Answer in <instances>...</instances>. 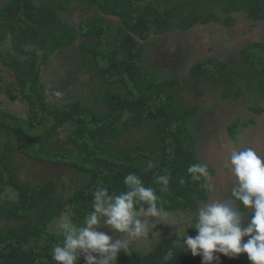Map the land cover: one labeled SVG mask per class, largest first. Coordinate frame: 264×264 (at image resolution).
Segmentation results:
<instances>
[{
	"label": "trees",
	"instance_id": "trees-1",
	"mask_svg": "<svg viewBox=\"0 0 264 264\" xmlns=\"http://www.w3.org/2000/svg\"><path fill=\"white\" fill-rule=\"evenodd\" d=\"M74 4H80L87 12L96 8L101 15L74 25L67 16ZM243 9L253 24L264 21V0L3 3L0 62L15 76L4 90L12 101L26 102L27 114L0 110V264H56L51 250L62 236L49 228L51 222L70 212L74 222L82 224L92 211L96 186L107 187L110 193L124 191V177L129 173L137 174L145 186L153 187L167 210L194 212L199 201L208 198L200 182L193 183L187 173L190 164L202 162L188 121L196 107L181 106L178 94L183 85L178 75L154 73L144 55L145 40L170 31L180 34L208 22L231 26L235 23L233 13ZM106 15L117 18L118 30L111 28ZM9 35L13 44L6 50L2 43L8 42ZM79 36L81 63L91 64L106 83L102 93L105 108L101 111L80 99L53 104L43 90V67L54 53ZM263 53L264 41L254 42L241 49L243 65L209 57L191 66V76L227 88L239 78L248 84L238 85L237 90L241 94L254 91L256 101L264 103ZM221 96L230 97L225 89ZM238 96L241 95L230 98L238 100ZM254 109L261 113L264 108L260 105ZM240 123L243 122L236 118L228 127L229 132H235ZM144 125L151 126L152 140L121 147L125 137ZM63 129L69 147L51 151V143ZM20 153L73 170L76 187L67 195L65 178L62 183L53 179L33 183L19 177L16 170ZM149 160L154 165L150 170ZM156 175L170 176L166 189L154 183ZM181 178L186 181L184 184H180ZM7 221L18 223L6 225ZM174 241L164 236L149 251L132 249L129 255L121 252L118 264H200L199 257L183 251ZM79 264H85L83 258Z\"/></svg>",
	"mask_w": 264,
	"mask_h": 264
},
{
	"label": "rangeland",
	"instance_id": "rangeland-1",
	"mask_svg": "<svg viewBox=\"0 0 264 264\" xmlns=\"http://www.w3.org/2000/svg\"><path fill=\"white\" fill-rule=\"evenodd\" d=\"M5 1L0 0V7ZM35 1L39 2V0ZM95 15H101V13L96 8L89 12L84 11L80 4H74L72 11L67 14L71 19L69 21L74 25H79L84 19ZM233 15L235 24L232 26L208 22L198 24L187 32L179 34L174 31L158 39H153V36H150L145 40L147 49L144 55L146 56L148 50L147 56L150 58L147 57L148 65L154 70V73L178 75L183 85L178 94L181 106L183 108L189 105L196 107L195 113L188 120L189 129L198 141L201 161L208 164L214 172L222 165L226 155L222 145L228 139L233 140L239 146L251 147L261 156H264V116L258 115L251 107L259 104L256 101V94L254 91H246V94H241L237 90L238 85H247L248 83L235 78L231 88L222 84L224 88L222 85L209 81H197L192 78L190 72L191 66L198 63L197 60L204 61L209 57H214L218 61L227 60L238 66L242 63L240 57L242 46L249 44V40L264 41V21H260L254 26L251 25L246 20V10L244 9L240 12H234ZM105 17L113 30L119 29L117 24L119 21L115 16L106 15ZM81 39L79 36L75 42L63 47L50 57L49 62L42 69L43 90L53 104L61 105L80 99L87 106L101 111L105 108L102 93L106 83L96 75L91 64L85 66L81 63L82 52L78 44ZM7 41V43H2V46L4 45L5 49L9 50L13 44L11 35ZM13 80H15L13 72L0 62V110H10L20 116H26V102L20 99L12 101L4 90V87ZM224 89L225 93L229 92L232 99L239 93L241 95L238 96L240 100H232L230 97L223 100L220 95L221 90ZM236 118L243 123L237 125L235 132L231 133L228 127ZM250 119H254V121ZM150 129L151 126L146 125L136 129L123 139L121 147L126 148L132 142L143 139L149 142L153 138ZM68 147L66 129H63L62 133L51 143L50 150ZM17 161V175L30 182L37 183L53 179L57 183H62L63 178H65L68 181L67 195L78 183L76 173L68 167L32 160L23 153L17 155ZM210 182L217 186L213 195L224 199L230 198L232 181L226 170L220 175H214ZM205 201L200 200L199 205ZM169 211L173 212L174 216H178L182 212L192 213L187 210ZM56 220L52 221L49 226L53 231L56 230ZM15 223L18 221H7L6 225ZM99 230L107 233L114 240L121 238V234L112 231L107 226H102ZM153 232H159L155 239L148 238L137 242L132 246V249L149 251L164 236L178 239L176 229L165 224H158ZM188 234L195 236L197 233L194 229H188ZM189 253L191 252L189 251ZM199 259L201 264V257ZM221 264H251V262L248 260L247 254H242L236 259H229L221 255Z\"/></svg>",
	"mask_w": 264,
	"mask_h": 264
},
{
	"label": "clouds",
	"instance_id": "clouds-1",
	"mask_svg": "<svg viewBox=\"0 0 264 264\" xmlns=\"http://www.w3.org/2000/svg\"><path fill=\"white\" fill-rule=\"evenodd\" d=\"M222 146L226 155L215 172L203 162L187 167L190 180L200 182L210 194L194 212L174 216L153 187L129 173L124 177V191L110 193L107 187L96 186L92 211L82 224L74 222L70 212L57 218L55 227L62 240L52 248V260L56 264H79L83 258L85 264H117L121 252L129 255L137 242L155 239L159 232L153 230L165 224L176 229L175 245L201 257V264H221V255L236 259L242 254H247L251 264H264V156L231 139ZM153 167L149 160L147 168ZM225 170L232 181L228 199L213 195L217 186L210 182ZM169 182V175L154 177V183L165 189ZM179 182L186 181L181 178ZM102 226L121 234V238L114 240L99 230ZM188 229L197 234L189 235Z\"/></svg>",
	"mask_w": 264,
	"mask_h": 264
},
{
	"label": "crops",
	"instance_id": "crops-1",
	"mask_svg": "<svg viewBox=\"0 0 264 264\" xmlns=\"http://www.w3.org/2000/svg\"><path fill=\"white\" fill-rule=\"evenodd\" d=\"M234 24H235V23H234ZM234 24H233V25H234ZM250 24L254 26L256 23L253 24V23L250 21ZM224 26H225V25H224ZM231 26H232V25H231ZM195 27H196V26H195ZM249 41H250V42H248L249 44H252V43H254V42H259V41H251V40H249ZM249 44H246V45L242 46L240 49H242L243 47H245V46H247V45H249ZM207 59H208V58H207ZM197 61H199V60H197ZM220 97L223 98L221 95H220ZM223 100H226V99L223 98ZM258 102H259V101H258ZM260 105L263 106V108H264V103H263V102H262V103L260 102V104H258V105H256V106H251V107H252L253 110L255 111L254 108H255V107H258V106H260ZM255 112H256V111H255ZM256 113H257L258 115H260V116H264V115H263V114H264V109L262 110L261 113H260V112H256ZM250 120H251V121H254V119H250Z\"/></svg>",
	"mask_w": 264,
	"mask_h": 264
},
{
	"label": "flooded vegetation",
	"instance_id": "flooded-vegetation-1",
	"mask_svg": "<svg viewBox=\"0 0 264 264\" xmlns=\"http://www.w3.org/2000/svg\"><path fill=\"white\" fill-rule=\"evenodd\" d=\"M246 20L248 21V22H250V20H248L247 18H246ZM217 23V22H216ZM171 32V31H170ZM167 33H169V32H167ZM167 33H165V34H161V35H151V36H153V39H158L159 37H163V36H165ZM145 50L147 49V45H145ZM148 55V50L146 51V56ZM152 55V54H151ZM153 56V55H152ZM148 57V56H147ZM150 59V58H149ZM239 65H243V63H240Z\"/></svg>",
	"mask_w": 264,
	"mask_h": 264
}]
</instances>
